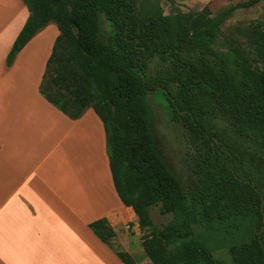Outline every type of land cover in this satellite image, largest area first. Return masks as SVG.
<instances>
[{
  "label": "trees",
  "instance_id": "1",
  "mask_svg": "<svg viewBox=\"0 0 264 264\" xmlns=\"http://www.w3.org/2000/svg\"><path fill=\"white\" fill-rule=\"evenodd\" d=\"M23 1L30 16L7 64L12 65L19 51L48 24L58 26L60 34L40 91L72 119L80 118L88 108L101 118L116 191L138 217L151 264H224L194 228L202 205L207 218L217 210L247 220L236 227L243 236L230 248L233 264H264V193L229 168V178L208 170L215 204H206L204 192L195 191L192 183L169 166L150 102L151 95H158L172 113L171 123L183 135L206 141L209 154L203 156L207 160L212 154L221 162L206 132L207 118L215 114L227 117L239 138L262 147L264 19L250 23L243 30L244 42L231 48L220 39L219 26L236 9L264 0L241 1L217 17L208 6L201 11L140 16L138 0ZM219 46L227 49L224 54L216 50ZM194 51L218 57L222 69L204 59H184V53ZM156 59L173 65L174 90L170 81L156 82L148 71ZM228 61L239 69L243 80L227 71ZM154 206L174 218L156 226L151 215ZM90 228L124 264H137L129 252L114 246L117 232L108 218L92 222Z\"/></svg>",
  "mask_w": 264,
  "mask_h": 264
},
{
  "label": "crops",
  "instance_id": "2",
  "mask_svg": "<svg viewBox=\"0 0 264 264\" xmlns=\"http://www.w3.org/2000/svg\"><path fill=\"white\" fill-rule=\"evenodd\" d=\"M29 16L23 0H0V264H124L90 228L139 227L116 191L104 124L93 108L70 118L40 91L58 26L7 64Z\"/></svg>",
  "mask_w": 264,
  "mask_h": 264
},
{
  "label": "rangeland",
  "instance_id": "3",
  "mask_svg": "<svg viewBox=\"0 0 264 264\" xmlns=\"http://www.w3.org/2000/svg\"><path fill=\"white\" fill-rule=\"evenodd\" d=\"M241 1L247 0H138V12L140 16L148 13L162 11L164 14H174L179 10L183 12L201 11L208 6L212 16L217 17L231 6H235ZM264 19V1L248 7L236 9L219 26V37L228 47H235L238 43H243V30L252 22ZM55 24V23H53ZM244 46H246L244 44ZM216 50L221 53L226 52V48L219 46ZM184 59L189 62H196L200 59L218 69H222L223 62L212 54H204L200 51L184 53ZM150 74L156 82H169L176 88L172 80L173 65L160 59L152 61L148 67ZM227 71L236 78L243 80V75L239 69L230 61L227 62ZM150 102L155 114L156 130L159 135L163 153L169 166L175 170L186 183H192L195 191H203L206 204L213 206L214 192L211 186L208 170L218 171L220 175L227 178L231 172L235 176L246 178L264 193V145L255 147L245 142L235 133L230 120L220 114L209 116L206 121V132L211 135L213 146L219 151L218 156L221 162H217L212 156L209 160L203 154H209L206 141L200 136L183 135L179 128L171 123V111L166 103L159 99V96L151 95ZM228 168L230 171H228ZM209 194V195H206ZM212 201V203L210 202ZM264 205V201H263ZM204 207V205H202ZM202 207H198L194 228L200 234L215 258L224 264H233L230 248L241 240L243 234L236 229L241 226L243 216L228 215L226 211L212 214L207 218V214ZM156 226L168 223L174 218L173 214H163L160 207L154 206L151 209ZM129 224H133L131 229ZM126 229L117 234L113 244L117 249L129 252L136 260L137 264H151L150 259L145 254L142 231L135 227V223L130 222ZM252 225L248 221V236L252 234ZM264 230V226L261 232ZM122 244V248H121Z\"/></svg>",
  "mask_w": 264,
  "mask_h": 264
}]
</instances>
